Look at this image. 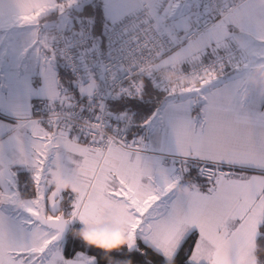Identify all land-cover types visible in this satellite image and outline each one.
<instances>
[{"label": "snow or ice", "instance_id": "snow-or-ice-1", "mask_svg": "<svg viewBox=\"0 0 264 264\" xmlns=\"http://www.w3.org/2000/svg\"><path fill=\"white\" fill-rule=\"evenodd\" d=\"M261 239L264 0H0V264H264Z\"/></svg>", "mask_w": 264, "mask_h": 264}, {"label": "trees", "instance_id": "trees-1", "mask_svg": "<svg viewBox=\"0 0 264 264\" xmlns=\"http://www.w3.org/2000/svg\"><path fill=\"white\" fill-rule=\"evenodd\" d=\"M79 227H80L79 224H75V225L72 226V229L76 230V229H79ZM69 235H71V232L69 233ZM191 242L192 241H190V243ZM258 244L261 246L262 249H264V239L259 240ZM74 246H75L76 250H78V251H83L84 250V248H81L79 241H76ZM185 247H188V245L186 244ZM88 249H89V251H88L89 255L98 254V253H100L102 251V250L98 249L96 246H88ZM181 256H183V253H181ZM98 258L101 260V264H103L104 257L98 256ZM129 258L134 260V264H135V262L137 260L143 259L142 257H129Z\"/></svg>", "mask_w": 264, "mask_h": 264}, {"label": "clouds", "instance_id": "clouds-1", "mask_svg": "<svg viewBox=\"0 0 264 264\" xmlns=\"http://www.w3.org/2000/svg\"><path fill=\"white\" fill-rule=\"evenodd\" d=\"M62 186H68L66 183H63ZM75 231H77L78 233L82 234L83 232L86 231V229L80 228V229H76Z\"/></svg>", "mask_w": 264, "mask_h": 264}, {"label": "crops", "instance_id": "crops-1", "mask_svg": "<svg viewBox=\"0 0 264 264\" xmlns=\"http://www.w3.org/2000/svg\"><path fill=\"white\" fill-rule=\"evenodd\" d=\"M48 19H51V18H48ZM40 22H41V24H43V23L45 22V20L42 19ZM194 114H195V113H194ZM197 182H198V183H201V184H204V183H206V180H201V179H200V180H198Z\"/></svg>", "mask_w": 264, "mask_h": 264}, {"label": "built area", "instance_id": "built-area-1", "mask_svg": "<svg viewBox=\"0 0 264 264\" xmlns=\"http://www.w3.org/2000/svg\"><path fill=\"white\" fill-rule=\"evenodd\" d=\"M194 175H195V174H194ZM200 179L205 180L204 178H200Z\"/></svg>", "mask_w": 264, "mask_h": 264}]
</instances>
